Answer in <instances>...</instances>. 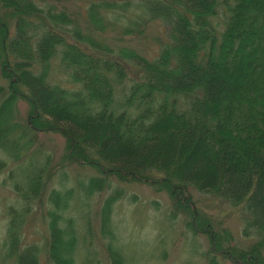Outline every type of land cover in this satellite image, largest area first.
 <instances>
[{
  "label": "trees",
  "instance_id": "trees-1",
  "mask_svg": "<svg viewBox=\"0 0 264 264\" xmlns=\"http://www.w3.org/2000/svg\"><path fill=\"white\" fill-rule=\"evenodd\" d=\"M219 5L0 0V173L17 197L6 256L40 264L37 243L22 241L40 205L51 264H77L79 244L93 236L107 264H123L111 222L124 197L116 185L142 182L171 196L168 217L182 216L193 236L210 226L205 264H264V0ZM155 21L165 29L148 58L128 42L148 39ZM47 135L64 142L58 163L42 153ZM71 166L93 173L68 186ZM192 191L241 210L239 241L203 215ZM104 193L92 231L90 199ZM75 207H85L83 233Z\"/></svg>",
  "mask_w": 264,
  "mask_h": 264
},
{
  "label": "rangeland",
  "instance_id": "rangeland-1",
  "mask_svg": "<svg viewBox=\"0 0 264 264\" xmlns=\"http://www.w3.org/2000/svg\"><path fill=\"white\" fill-rule=\"evenodd\" d=\"M217 2V12L220 13V0H217ZM76 5L74 3V7ZM7 13L8 11L4 14L7 15ZM164 29L161 23L155 21L149 25L145 33L148 39H143V41L140 39L130 40L128 47L136 48L148 58H153L159 48L156 40L162 37ZM112 44L116 45L118 43L113 42ZM3 81L0 71V83H3ZM40 141L43 145L42 153H50L54 163H58L63 152L64 142L57 135H47L41 138ZM64 170L68 177V186L72 185V181L78 173L82 175L93 173L92 171H84V169H78L73 166L67 167ZM60 175V171L57 172L54 178H57V176L58 178L55 181H58ZM4 177H6V173L1 172L0 264H16L13 258L6 256L5 241L9 219L7 208L17 204V197L7 184H2ZM116 186L124 190V197L114 205L111 222L116 230L118 245L122 246L123 264H205L203 255L206 251H209L210 237L213 235L210 234L212 230H208L210 226L204 225V230L193 236L183 226L182 216L178 215L171 220L168 217L173 209V201L170 195L155 192L142 182L120 183ZM106 195L107 193L94 195L90 199L88 212H90L89 221L91 224L93 223L92 231H94L95 224H97L92 214L95 204H99ZM192 196L197 200V205L202 209L204 216L211 219L212 223L214 221L219 222L221 228L230 231L234 241L240 240L243 216L241 210L232 209L210 196L198 195L194 191H192ZM183 203L181 204L183 205ZM84 208L75 207V216L79 220L80 226L78 227H80L81 233L86 229L88 230L87 224H85L87 219L83 214ZM46 232L42 209L40 205H35L33 213H30L22 227V241L25 245L32 242L37 243L40 247V264H51L47 260L44 250ZM101 247L102 244H100V241L95 236L89 238L84 243H80L77 250L76 263L107 264L105 253ZM216 260L219 261V258H216Z\"/></svg>",
  "mask_w": 264,
  "mask_h": 264
}]
</instances>
